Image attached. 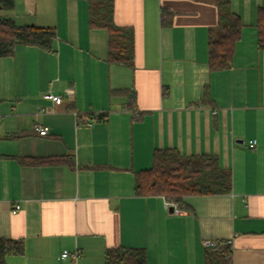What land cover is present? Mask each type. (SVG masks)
Returning a JSON list of instances; mask_svg holds the SVG:
<instances>
[{
  "label": "crops",
  "instance_id": "1",
  "mask_svg": "<svg viewBox=\"0 0 264 264\" xmlns=\"http://www.w3.org/2000/svg\"><path fill=\"white\" fill-rule=\"evenodd\" d=\"M230 2L241 33L221 71L209 65L219 0H114L133 68L109 61L87 0L0 3L17 25L56 32L51 51L0 57V238L24 243L6 264H105L118 247L145 249L148 264H206V240L228 242L232 264H264V0ZM165 149L215 156L231 192L188 195L183 208L137 195Z\"/></svg>",
  "mask_w": 264,
  "mask_h": 264
},
{
  "label": "trees",
  "instance_id": "2",
  "mask_svg": "<svg viewBox=\"0 0 264 264\" xmlns=\"http://www.w3.org/2000/svg\"><path fill=\"white\" fill-rule=\"evenodd\" d=\"M90 6V24L104 28L109 35L112 63L133 68L134 33L131 28L118 26L114 21V0H87ZM3 7L12 9L14 0H0ZM219 29L221 37L211 40L209 65L212 71L232 67L235 46L240 39L241 22L233 13L230 0H219ZM259 47L264 50V9L259 20ZM56 39L54 28L20 26L12 19L0 20V57L11 56L16 46L33 45L51 51ZM232 188L231 173L223 169L212 155L183 156L177 150H159L155 153L153 168L141 172L136 179V194L157 195L184 207L188 195L228 194ZM21 240L0 238V264L12 255H22ZM232 250L225 244L219 249H207L206 264H232ZM105 264H148L143 248H110Z\"/></svg>",
  "mask_w": 264,
  "mask_h": 264
},
{
  "label": "built area",
  "instance_id": "3",
  "mask_svg": "<svg viewBox=\"0 0 264 264\" xmlns=\"http://www.w3.org/2000/svg\"><path fill=\"white\" fill-rule=\"evenodd\" d=\"M44 98L46 100H49V101H52V102H55L56 104H61L62 101H63V98L61 96H58V95H55V94H51V93H48V94H45ZM38 132L42 135V136H45L48 134L49 130L47 127H40L38 128ZM256 144V141L252 142V146H254ZM21 209V206L20 205H15L12 212L13 214H16L18 211H20ZM228 242H217V241H213V240H206L204 242V245L207 249H219L221 246L227 244ZM80 255L79 253V250H76L75 252L73 253H70L69 251H65L62 256H61V259L62 260H65L67 259L69 256H72L74 258H78Z\"/></svg>",
  "mask_w": 264,
  "mask_h": 264
},
{
  "label": "rangeland",
  "instance_id": "4",
  "mask_svg": "<svg viewBox=\"0 0 264 264\" xmlns=\"http://www.w3.org/2000/svg\"><path fill=\"white\" fill-rule=\"evenodd\" d=\"M16 1V0H15ZM4 12L3 13H0V14H3V16L5 17V18H7L8 19V17H10L9 15H11V11H9V10H7V9H4L3 10ZM8 15V16H7Z\"/></svg>",
  "mask_w": 264,
  "mask_h": 264
}]
</instances>
